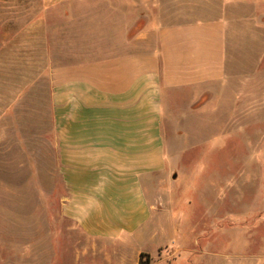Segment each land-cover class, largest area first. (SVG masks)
<instances>
[{"label":"crops","instance_id":"1","mask_svg":"<svg viewBox=\"0 0 264 264\" xmlns=\"http://www.w3.org/2000/svg\"><path fill=\"white\" fill-rule=\"evenodd\" d=\"M180 1L191 3V18L152 15L151 4L162 0H62L61 21L50 13L45 18L33 70L49 80L47 150L65 188L60 211L70 223V241L79 246L67 264H139L141 253L158 264L168 227L153 224L151 194L170 169L168 115L178 102L193 103L224 80L231 10L261 2ZM55 35L62 48L51 43ZM72 40L113 45L71 48ZM6 50L3 32L0 119L8 107Z\"/></svg>","mask_w":264,"mask_h":264},{"label":"rangeland","instance_id":"2","mask_svg":"<svg viewBox=\"0 0 264 264\" xmlns=\"http://www.w3.org/2000/svg\"><path fill=\"white\" fill-rule=\"evenodd\" d=\"M59 2L0 0L8 90L0 119V264H67L79 251L60 211L65 188L47 150L49 80L33 70V48L45 42V18L50 13L61 21ZM151 5L152 15H174L175 21L192 16L186 1ZM231 16L227 76L168 115L170 169L151 194L153 224L168 227L158 264H264V0L232 9ZM50 41L63 46L57 37ZM99 45L111 48L113 41H71V48ZM175 227L196 231L175 233ZM139 263L149 264L148 255L141 253Z\"/></svg>","mask_w":264,"mask_h":264},{"label":"trees","instance_id":"3","mask_svg":"<svg viewBox=\"0 0 264 264\" xmlns=\"http://www.w3.org/2000/svg\"><path fill=\"white\" fill-rule=\"evenodd\" d=\"M139 264H141V263H139Z\"/></svg>","mask_w":264,"mask_h":264}]
</instances>
